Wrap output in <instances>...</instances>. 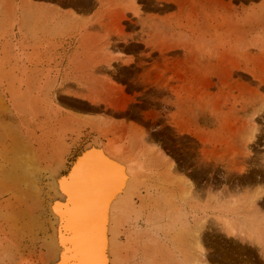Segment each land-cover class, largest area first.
I'll use <instances>...</instances> for the list:
<instances>
[{"label":"rangeland","instance_id":"obj_1","mask_svg":"<svg viewBox=\"0 0 264 264\" xmlns=\"http://www.w3.org/2000/svg\"><path fill=\"white\" fill-rule=\"evenodd\" d=\"M154 23L162 51L128 44ZM127 49L137 59L122 66ZM77 113L86 122L68 126ZM92 123L174 165V182L159 160L147 168L153 215L133 264H188L204 217L205 264H264V0H0V264H42L48 214L27 216L23 169L57 143L84 146ZM224 216L247 233L230 235Z\"/></svg>","mask_w":264,"mask_h":264},{"label":"bare ground","instance_id":"obj_2","mask_svg":"<svg viewBox=\"0 0 264 264\" xmlns=\"http://www.w3.org/2000/svg\"><path fill=\"white\" fill-rule=\"evenodd\" d=\"M75 119L86 122V116L82 118L78 113L73 122L72 119L65 122L73 127ZM92 126L95 137L84 146H76L77 142L74 146L57 143L45 166L39 165L35 169L43 186L35 181L31 163L21 171L26 188L31 192L30 209L25 210L27 216L34 218L35 209L48 214V219H44L50 230L41 240L44 253L38 254L42 264L43 261L45 264H133L143 246L145 236L141 234L139 222L147 205L150 216L153 215L151 201L146 203L150 186L147 168L153 158L162 163L165 178L173 179L174 165L166 162L164 155L153 149H127L116 140L108 139L109 132L97 124L92 123ZM29 160L35 159L29 155ZM180 183L178 202L187 204L193 200L194 186L189 180L183 179ZM261 193L258 191L256 197L262 196ZM231 209L233 206L228 211ZM207 220L205 217L195 219L194 228L186 235L188 264H205L202 240ZM220 221L230 235L247 233L236 227L229 217H221ZM260 236L264 239V230ZM254 237L251 233L250 238Z\"/></svg>","mask_w":264,"mask_h":264},{"label":"crops","instance_id":"obj_3","mask_svg":"<svg viewBox=\"0 0 264 264\" xmlns=\"http://www.w3.org/2000/svg\"><path fill=\"white\" fill-rule=\"evenodd\" d=\"M131 17L138 19V20H141L143 23L146 22L145 24H148V18L145 17L144 15L136 16L135 14L132 13ZM156 26H157V28L159 27L158 24L154 23L152 31H149V30L145 29L144 26H142V28L137 32L139 38H136L133 41H128V44L130 46H133L135 44L141 45V46H143L144 49L151 50V52L160 51V50L162 51L161 44H163V43H161V41L159 39V33H156L154 31ZM121 54L122 55L117 60V63H119L120 65L130 66L136 62L137 58H135V56L133 54H131V52L128 51V49H127V51H125Z\"/></svg>","mask_w":264,"mask_h":264}]
</instances>
